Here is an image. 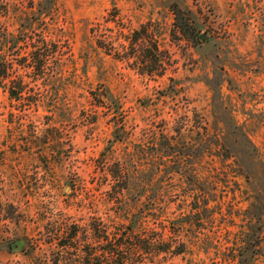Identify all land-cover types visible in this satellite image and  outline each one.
<instances>
[{
	"label": "rangeland",
	"instance_id": "rangeland-1",
	"mask_svg": "<svg viewBox=\"0 0 264 264\" xmlns=\"http://www.w3.org/2000/svg\"><path fill=\"white\" fill-rule=\"evenodd\" d=\"M172 4L206 34L200 43L176 30ZM8 6L11 33L32 26L71 55L31 92L39 105L0 89V264H107L94 226L117 232L137 215L136 233L157 226L186 241L168 264H264V0H0ZM146 24L172 58L160 78L121 60ZM120 170L132 174L125 196L111 192ZM206 188L215 220L195 211Z\"/></svg>",
	"mask_w": 264,
	"mask_h": 264
},
{
	"label": "trees",
	"instance_id": "trees-1",
	"mask_svg": "<svg viewBox=\"0 0 264 264\" xmlns=\"http://www.w3.org/2000/svg\"><path fill=\"white\" fill-rule=\"evenodd\" d=\"M53 2L55 4L56 0H53ZM170 9L175 16L176 30L186 39H190L194 43H200L197 37L201 39L202 36H196L195 27L189 24V18H183L182 10L178 5L172 4ZM9 15V6L5 10H0V89L8 94L12 103L29 106L39 105L43 98L39 95L31 98V92L41 88L37 84L40 80L46 86L52 79H58V59L61 67H63L64 58L71 55V47L67 40H60L67 46H63V49L59 52L58 43L52 42L49 33L41 31L36 34L32 26L22 25V29L18 34L11 33L4 22L9 18ZM150 27L146 24L131 32L130 36L125 38L126 43L121 44L120 56L122 61H126L140 75L155 79L165 75L168 67L172 66V63H170L172 58L161 49L159 41ZM20 44L27 46L23 53L17 52ZM62 75L63 71L61 72ZM25 77H29L31 81L27 82ZM101 96L111 97L108 90L104 94L101 93ZM98 103L99 105H105V101L102 100ZM170 147L172 146L167 144L164 148L166 149L163 151L166 152L165 158L171 157V151L167 150ZM119 173L112 172V177L114 181H122L123 185L118 187L114 182L111 192L125 196L126 192L131 191L132 174L121 172V170ZM180 175L183 174L180 173ZM201 191L207 193V198L202 207L198 204L195 211L203 210L206 219L215 220L211 203L219 202L212 199L214 198L213 191L208 188L201 189ZM121 208L124 212L128 209V200L121 204ZM135 218V220L130 218V222L124 230L119 228L117 232H113L109 228L102 230L99 226H94V232L97 236L96 242L105 245L103 255L108 258L107 264H168V260L172 257H180L186 253V241L182 240L175 246L176 242L166 234L167 228L159 232L158 227L155 226L150 231H146V234L136 233L137 225L141 220L138 215ZM185 225L183 222L180 227ZM257 228V232L262 234V226L259 225ZM73 234L75 235V233ZM180 235L181 233L178 234V236ZM16 245L22 249L25 247L24 242H18ZM64 245H67V243H64ZM69 246H71V243ZM259 246L260 244L253 247L257 249ZM244 249L246 253L250 248L246 246ZM259 251L254 250V253H260ZM239 263H241L240 260ZM212 264L221 263L213 262Z\"/></svg>",
	"mask_w": 264,
	"mask_h": 264
},
{
	"label": "water",
	"instance_id": "water-1",
	"mask_svg": "<svg viewBox=\"0 0 264 264\" xmlns=\"http://www.w3.org/2000/svg\"><path fill=\"white\" fill-rule=\"evenodd\" d=\"M205 35H206V34H204V35L202 36V39L205 37ZM13 247L15 248V247H16V244H13Z\"/></svg>",
	"mask_w": 264,
	"mask_h": 264
}]
</instances>
